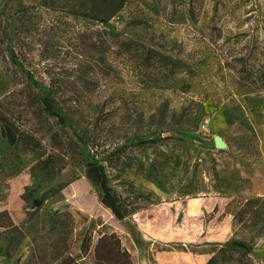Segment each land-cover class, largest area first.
I'll return each mask as SVG.
<instances>
[{
  "label": "rangeland",
  "instance_id": "rangeland-1",
  "mask_svg": "<svg viewBox=\"0 0 264 264\" xmlns=\"http://www.w3.org/2000/svg\"><path fill=\"white\" fill-rule=\"evenodd\" d=\"M86 16L120 37L94 34L105 27ZM0 50L7 132L33 138L20 152L0 130V263L49 264L59 214L72 224L68 256L82 264L94 258H82L83 240L95 245L103 231L122 238L134 264H207L227 242L228 264H264V90L234 60L264 59V0H0ZM22 66L61 88L100 144L97 158L125 144L107 171L138 239L87 177V144L38 112L42 95ZM237 105L254 134L241 117L225 121ZM47 158L65 166L51 181L36 165Z\"/></svg>",
  "mask_w": 264,
  "mask_h": 264
},
{
  "label": "trees",
  "instance_id": "trees-1",
  "mask_svg": "<svg viewBox=\"0 0 264 264\" xmlns=\"http://www.w3.org/2000/svg\"><path fill=\"white\" fill-rule=\"evenodd\" d=\"M86 17L95 19L98 23L104 25L105 27L103 30H96V32H93L94 34L108 35L115 37L116 39L120 37V34H115V32L107 30L110 29L109 20L94 16ZM103 47L104 46L100 41L99 48ZM4 57H6V55H4V51L0 50V59L2 60L3 58V61H5ZM234 60L240 64L239 73L243 79H249L254 75V73H256L258 75V79L261 81V84L255 87L259 90H264V70H262V68H264V59L257 58L255 53H245L234 58ZM255 62H257V66L255 65ZM185 69L188 70L187 64H185ZM22 70L29 79V82L36 90L39 91V94L42 95L41 105L36 108L38 112L46 116L65 121L68 128L74 132V135L87 144V151L90 155V160H88L85 165V173L87 177L91 182L99 187L101 202L109 210H111L113 215L120 222H122L131 235V240L134 241L138 239V228L127 220L131 211L128 210L127 205L112 186V180L107 171V165L113 162L112 159L116 155V152L126 149L124 148L125 144L116 146L113 149V152L110 153L111 158L109 160H106L105 158H97L100 144H95L96 140L94 138H91L90 140L86 139V135L90 133L89 125L85 122V119L82 116H79L78 109L64 100V93L61 88L56 84H52V82L44 84L42 81L35 78L34 74L30 70L25 69L24 66H22ZM232 111H238L239 115L234 116ZM224 117L225 121L229 125L237 124L240 122L241 117L245 121V128L253 134L255 133L246 112L240 105L232 106L225 110ZM101 121V117L96 118L93 128L95 131L98 127H100ZM7 126H9V118L6 110L0 103V130L3 136L6 137L11 144L16 145L20 152L26 150L28 145L31 143L30 141L33 140L31 135L19 132L20 134L17 133L12 136L7 132ZM14 137H18L17 140L14 139ZM125 155L126 154H124V156ZM121 156L122 153L116 158V160H120ZM36 165L37 167L40 166V168L45 171V174L50 175L49 181L54 178L56 172H60L65 169V166L57 169L50 158H47V160H40ZM36 193L38 194V190ZM52 221L53 224L51 230L55 234L56 242L49 264H82L71 256H68L71 250L70 242L72 239L71 235L73 234L72 224L67 218L59 214H55ZM93 245L94 244L90 236L89 239L83 240L81 247L79 248L82 258L87 256L89 252L93 251L94 258L90 264H134L129 251L123 244L122 238L115 231L101 232L97 243L94 246ZM216 246L217 248L212 251L213 256L207 264H216L218 262H224L225 264L230 263L232 261V249L230 248V243L227 242Z\"/></svg>",
  "mask_w": 264,
  "mask_h": 264
},
{
  "label": "water",
  "instance_id": "water-1",
  "mask_svg": "<svg viewBox=\"0 0 264 264\" xmlns=\"http://www.w3.org/2000/svg\"><path fill=\"white\" fill-rule=\"evenodd\" d=\"M215 145L219 149L225 148V143L223 142L221 137H216L215 139ZM34 204L39 205V202L35 201Z\"/></svg>",
  "mask_w": 264,
  "mask_h": 264
},
{
  "label": "built area",
  "instance_id": "built-area-1",
  "mask_svg": "<svg viewBox=\"0 0 264 264\" xmlns=\"http://www.w3.org/2000/svg\"><path fill=\"white\" fill-rule=\"evenodd\" d=\"M209 123H210V120L209 119H206L202 123L201 128H202L203 131H206V132L210 131V129H209Z\"/></svg>",
  "mask_w": 264,
  "mask_h": 264
}]
</instances>
